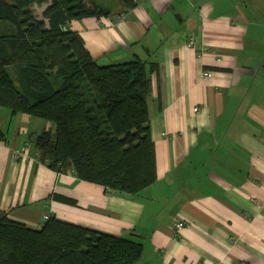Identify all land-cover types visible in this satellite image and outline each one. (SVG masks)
Here are the masks:
<instances>
[{
  "label": "crops",
  "instance_id": "1",
  "mask_svg": "<svg viewBox=\"0 0 264 264\" xmlns=\"http://www.w3.org/2000/svg\"><path fill=\"white\" fill-rule=\"evenodd\" d=\"M93 1L111 15L68 28L99 64H158L149 100L156 181L124 197L56 173L0 122V210L33 230L55 216L136 237V264H264V0ZM48 6L31 10L40 19Z\"/></svg>",
  "mask_w": 264,
  "mask_h": 264
},
{
  "label": "trees",
  "instance_id": "2",
  "mask_svg": "<svg viewBox=\"0 0 264 264\" xmlns=\"http://www.w3.org/2000/svg\"><path fill=\"white\" fill-rule=\"evenodd\" d=\"M122 2L137 6V0ZM46 4L42 20L36 18L31 9ZM110 15L93 0H0V107L55 126L33 142L40 164L132 197L156 181L149 100L158 64L138 58L101 65L68 28ZM0 141L7 142L1 127ZM143 252L136 237L98 233L55 216L33 230L0 210V264H136Z\"/></svg>",
  "mask_w": 264,
  "mask_h": 264
},
{
  "label": "rangeland",
  "instance_id": "3",
  "mask_svg": "<svg viewBox=\"0 0 264 264\" xmlns=\"http://www.w3.org/2000/svg\"><path fill=\"white\" fill-rule=\"evenodd\" d=\"M98 1L100 3L101 2L107 3L108 5H111V6L115 4L114 0H98ZM35 12L38 16L41 17L42 15L41 9H36ZM42 18H40V20H42ZM2 32L3 30L0 29V33ZM8 71L13 77V79L16 81V83L20 85V82H17L16 69L10 67ZM0 122H1L2 128L4 129L3 131L5 133H7L8 131V139H11V137H13L17 132H20L21 138L23 139L24 143L25 144L29 143L28 145H32L31 146L32 148H34L33 142L38 135H40L41 133L45 131L55 130V126L53 124L47 123L39 119H33L26 115H17L13 117L9 109L4 108V107H0Z\"/></svg>",
  "mask_w": 264,
  "mask_h": 264
},
{
  "label": "built area",
  "instance_id": "4",
  "mask_svg": "<svg viewBox=\"0 0 264 264\" xmlns=\"http://www.w3.org/2000/svg\"><path fill=\"white\" fill-rule=\"evenodd\" d=\"M195 40L194 39H190L189 41H188V44H187V46H188V48H193L194 46H195ZM204 77L205 78H211L212 77V72H210V71H205L204 72ZM110 193H113L111 190L109 191ZM49 218L48 217H46V220H48ZM175 225V228H176V230L177 231H182L183 229H184V227H185V223L184 222H177L176 224H174Z\"/></svg>",
  "mask_w": 264,
  "mask_h": 264
}]
</instances>
